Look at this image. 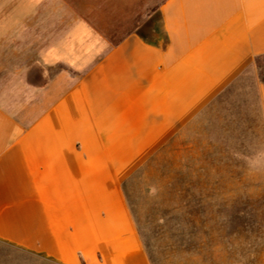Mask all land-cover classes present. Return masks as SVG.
I'll list each match as a JSON object with an SVG mask.
<instances>
[{"label":"crops","instance_id":"0c3cea01","mask_svg":"<svg viewBox=\"0 0 264 264\" xmlns=\"http://www.w3.org/2000/svg\"><path fill=\"white\" fill-rule=\"evenodd\" d=\"M156 13L0 0V264H151L124 185L238 82L217 132H264V0Z\"/></svg>","mask_w":264,"mask_h":264},{"label":"rangeland","instance_id":"374dc122","mask_svg":"<svg viewBox=\"0 0 264 264\" xmlns=\"http://www.w3.org/2000/svg\"><path fill=\"white\" fill-rule=\"evenodd\" d=\"M66 1L111 33L156 21L163 0ZM240 87L220 100L254 92ZM220 100L124 185L151 264H264V132H217Z\"/></svg>","mask_w":264,"mask_h":264}]
</instances>
